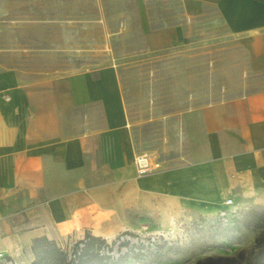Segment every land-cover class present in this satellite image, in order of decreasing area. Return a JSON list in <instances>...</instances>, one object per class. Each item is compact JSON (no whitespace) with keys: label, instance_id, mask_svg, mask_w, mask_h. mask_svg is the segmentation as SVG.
Returning <instances> with one entry per match:
<instances>
[{"label":"crops","instance_id":"1","mask_svg":"<svg viewBox=\"0 0 264 264\" xmlns=\"http://www.w3.org/2000/svg\"><path fill=\"white\" fill-rule=\"evenodd\" d=\"M183 3L218 12L246 54V78L239 92L171 117L178 146L147 152L155 166L144 174L114 64L28 77L0 64V264H32L34 238L57 243L108 217H212L226 198L230 211L264 209V0ZM184 39L177 24L145 36L154 52Z\"/></svg>","mask_w":264,"mask_h":264},{"label":"rangeland","instance_id":"2","mask_svg":"<svg viewBox=\"0 0 264 264\" xmlns=\"http://www.w3.org/2000/svg\"><path fill=\"white\" fill-rule=\"evenodd\" d=\"M175 24L184 30V42L150 51L147 31ZM246 62L239 40L211 6L194 14L183 0H0L1 65L28 77L114 64L140 151L160 158L178 146L177 125L169 119L239 92ZM246 212L236 211L239 230H230L216 216L163 221L136 215L123 225L108 217L92 230L68 232L57 244L72 258L89 231L105 238L109 250L104 252L114 258L127 255L134 264H244L256 240L264 237V223H247ZM34 260L56 264L46 253Z\"/></svg>","mask_w":264,"mask_h":264},{"label":"trees","instance_id":"3","mask_svg":"<svg viewBox=\"0 0 264 264\" xmlns=\"http://www.w3.org/2000/svg\"><path fill=\"white\" fill-rule=\"evenodd\" d=\"M248 214L247 223L261 225L264 223V210H259L256 207L246 209ZM219 221V220H218ZM220 222V221H219ZM223 225L230 226V230H239L241 228L240 219L233 211L232 216L227 223ZM78 244L80 246H78ZM103 248L109 250V246L105 238L94 235L89 231L85 232L84 237L77 242L76 250L73 252V257L68 258L66 252L54 241L45 236L36 237L33 239L32 250L34 256L40 253L51 254L56 260V264H134V260L129 256L112 257L110 254L103 251ZM137 254H139L137 252ZM243 257V256H242ZM211 259V258H209ZM221 259V257H218ZM32 264H37L33 260ZM196 264H202L198 261ZM244 264H264V237L258 238L254 246L247 253Z\"/></svg>","mask_w":264,"mask_h":264},{"label":"built area","instance_id":"4","mask_svg":"<svg viewBox=\"0 0 264 264\" xmlns=\"http://www.w3.org/2000/svg\"><path fill=\"white\" fill-rule=\"evenodd\" d=\"M4 99L8 100L9 96L4 95ZM134 163L137 167L139 174H144L153 169L155 166V159L150 153L139 152L134 156ZM231 204V199L226 198L224 200V206L218 211L216 217L222 223H227L230 217L232 216L233 211L228 209V206ZM18 264V263H14Z\"/></svg>","mask_w":264,"mask_h":264}]
</instances>
